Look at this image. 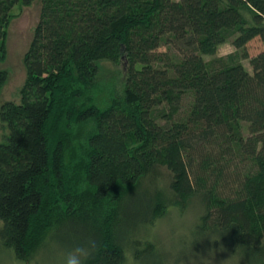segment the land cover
Instances as JSON below:
<instances>
[{
  "label": "trees",
  "instance_id": "trees-1",
  "mask_svg": "<svg viewBox=\"0 0 264 264\" xmlns=\"http://www.w3.org/2000/svg\"><path fill=\"white\" fill-rule=\"evenodd\" d=\"M36 2L26 82L0 111L1 246L164 264L159 222L195 204L193 255L264 264V51L247 52L264 0H0V65L12 11ZM105 61L125 70L106 91Z\"/></svg>",
  "mask_w": 264,
  "mask_h": 264
},
{
  "label": "rangeland",
  "instance_id": "rangeland-1",
  "mask_svg": "<svg viewBox=\"0 0 264 264\" xmlns=\"http://www.w3.org/2000/svg\"><path fill=\"white\" fill-rule=\"evenodd\" d=\"M40 2L31 6H18L13 11V18L7 28L6 39V58L5 62L0 65L8 72V78L0 94V111L4 103L9 101L18 102L20 90L26 82L27 70L25 66V55L33 39L34 30L40 19ZM162 50H166L162 48ZM264 51V42L259 38L251 41L247 45V52L250 58ZM218 56L221 58H231L233 61L243 63L249 70L251 69L249 61L242 59L239 52L232 44L227 43L220 47ZM210 59V58H208ZM125 70L122 66H116L110 62H103L99 73V83L102 84L103 90L106 91L111 83L124 79ZM102 96H100L101 98ZM184 109L188 106V101L184 103ZM7 130L0 120V143L5 141ZM198 211L195 204L191 205L185 211L172 209L167 217L162 218L157 227L154 236L160 242V252L162 262L168 264H241V259L237 255L207 254L200 257L192 254L188 246L194 238L192 229L197 221ZM1 224V223H0ZM2 243V242H1ZM0 243V264H36V262H21L13 257L11 251L7 250ZM57 245V243H54ZM6 248V249H5ZM51 249L45 254H50ZM156 262L154 260H149Z\"/></svg>",
  "mask_w": 264,
  "mask_h": 264
},
{
  "label": "clouds",
  "instance_id": "clouds-1",
  "mask_svg": "<svg viewBox=\"0 0 264 264\" xmlns=\"http://www.w3.org/2000/svg\"><path fill=\"white\" fill-rule=\"evenodd\" d=\"M45 249H51L45 254ZM91 255L87 245H77L72 248H62L54 244L51 238L44 242V246L34 254L36 264H86Z\"/></svg>",
  "mask_w": 264,
  "mask_h": 264
}]
</instances>
